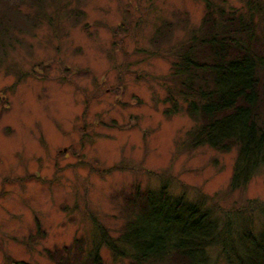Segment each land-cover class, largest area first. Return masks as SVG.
<instances>
[{
  "label": "rangeland",
  "instance_id": "rangeland-1",
  "mask_svg": "<svg viewBox=\"0 0 264 264\" xmlns=\"http://www.w3.org/2000/svg\"><path fill=\"white\" fill-rule=\"evenodd\" d=\"M13 1L0 0V264H52L47 250L75 238L89 248L92 217L117 236L122 193L136 185L204 195L219 218L264 203V166L230 191L236 149L185 147L196 124L186 103L166 113L172 49L200 24L203 0ZM250 216L261 230L264 210ZM209 250L208 264H227Z\"/></svg>",
  "mask_w": 264,
  "mask_h": 264
},
{
  "label": "trees",
  "instance_id": "trees-1",
  "mask_svg": "<svg viewBox=\"0 0 264 264\" xmlns=\"http://www.w3.org/2000/svg\"><path fill=\"white\" fill-rule=\"evenodd\" d=\"M19 1L25 0L13 3ZM242 1L245 7L239 9L225 0H203L200 24L172 49L176 56L166 87L171 103L166 113L179 110L181 99L196 123L182 145L236 149L230 191L245 187L264 166V0ZM122 194L126 220L117 236L92 217L97 230L91 246L75 238L47 250L52 264H105L102 246L114 261L128 264H208L213 246L227 264H264V225L254 230L250 216L254 209L264 210V203L248 201L219 218L217 208L206 205L207 197H174L166 182L157 189L136 185Z\"/></svg>",
  "mask_w": 264,
  "mask_h": 264
}]
</instances>
